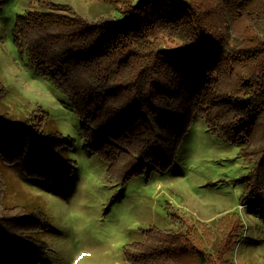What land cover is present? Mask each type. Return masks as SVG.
<instances>
[{
  "label": "trees",
  "instance_id": "trees-1",
  "mask_svg": "<svg viewBox=\"0 0 264 264\" xmlns=\"http://www.w3.org/2000/svg\"><path fill=\"white\" fill-rule=\"evenodd\" d=\"M108 1L118 17L29 10L14 30L34 67L73 104L83 137L95 139L84 138L108 164L107 178L127 180L146 164L168 169L198 111L213 131L261 154L257 172L264 183V135L255 140L258 129L264 133V0ZM11 117L0 112V158L12 161L21 152L30 164L59 170L57 160L48 163L50 149L34 139V124ZM175 220L177 231L152 227L143 241L125 246L127 262L236 264L225 253L241 231L237 214L213 225Z\"/></svg>",
  "mask_w": 264,
  "mask_h": 264
},
{
  "label": "rangeland",
  "instance_id": "rangeland-1",
  "mask_svg": "<svg viewBox=\"0 0 264 264\" xmlns=\"http://www.w3.org/2000/svg\"><path fill=\"white\" fill-rule=\"evenodd\" d=\"M64 3L69 10L54 7ZM114 5L108 0L1 1L0 112L34 124V139L50 149L48 163L58 162L60 171L30 164L31 156L21 152L12 161L0 158V264H129L124 248L143 241L146 229L175 232L178 217L213 225L228 212L239 216L242 227L225 257L236 264H264L258 151L213 131L195 111L168 169L146 164L127 180L108 179V164L84 140L95 141L83 137L73 104L14 39L17 18L29 10L95 20L118 17ZM256 133L258 141L264 133ZM114 164L121 167L122 160Z\"/></svg>",
  "mask_w": 264,
  "mask_h": 264
}]
</instances>
